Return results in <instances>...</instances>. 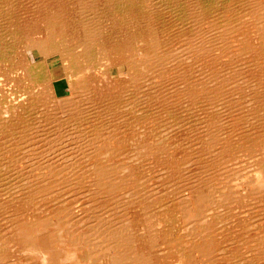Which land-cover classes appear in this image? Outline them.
<instances>
[{
    "label": "bare ground",
    "instance_id": "1",
    "mask_svg": "<svg viewBox=\"0 0 264 264\" xmlns=\"http://www.w3.org/2000/svg\"><path fill=\"white\" fill-rule=\"evenodd\" d=\"M12 1L0 0V59L7 58L12 71L15 74H20L25 85L19 90V94H13L11 89H9L13 95L17 94L13 99H10L12 95L10 97L7 96L10 102H7L6 99L8 98L5 97L6 95L0 97V103L3 102L4 107L0 111V168L21 171L24 169L23 167H33H26L29 170L27 175L23 177V180L26 179V181H20L22 184L14 182L15 184L0 185V197L2 195L6 197L0 198V264H32L34 261H38L41 264H149L151 261L149 263L147 261L153 258H157V261L161 260V264H256V261H259L261 257L256 252H253L255 251L253 249L248 250V248L245 249L243 247L224 249L219 247L220 240L216 236L215 231L211 229L216 224L214 223L213 215L210 216V220L208 219L209 212L212 209L217 211L219 206H221L220 201H224L230 196H241V190L245 189V186L241 190L237 188L217 190V197H215L216 194L210 192L211 185H208V183L203 184L204 186L201 185L202 190L196 189L194 183H192L193 181L186 183V179L177 175L180 170L184 171L185 168L190 166L187 165L185 167L186 163L194 164L195 156L179 162L183 158V155H181L180 159L175 161V165H178L177 168L168 169L166 165L165 173L158 175L157 182L154 185H147L145 183L150 179L153 181L149 176L150 173L143 175L145 179L143 177L138 178L137 174L133 175L135 171L132 168L127 174L116 176L119 169L116 168L117 166H111L110 163L96 164V161H93L96 158V155H94L95 158L92 160L93 168L87 172L91 178V184L95 187L91 189L93 191H91V194L94 198H98L102 194L114 196L116 201H113V206H107V212L116 210L117 214H121L120 216L123 214L128 216L126 218H120L119 216L113 217L114 219L110 218V224L102 223L101 221L97 223L86 222L85 217L87 215L84 217L81 213V209L85 210L83 203L80 204L78 201H72V203L65 205L63 204L65 203V199L55 201V198H58L66 186H74L76 190L81 189L80 185L86 176L82 175L81 177L80 174H76L75 186L68 179L67 174L69 170L76 171L80 168L79 163L83 159L82 156L89 158V156H92L91 154H96L98 150L95 149L101 145H97L98 141L95 143V141L88 137L89 135H84L82 131H77L78 133L80 132L79 134H82L77 135L78 133L73 131L72 127L68 129V126H64L62 122L58 123V119L55 118L51 129L49 131L42 129L46 132L42 133L40 131L42 134L40 133L39 135L37 134L39 129L36 132L38 126L32 127L25 119H18L15 108L20 107L26 102L30 103L33 101V104L38 102V95L42 87L48 86L47 83L50 82L54 88L51 82L53 76L49 66L54 64L53 61L62 57L63 54H66V61L72 63L75 61L74 63L76 64V67L69 68L71 72L63 70L68 85H70V89L73 95H75L73 99L76 101L80 92H85L89 95L92 87L86 76H82V71L87 72L88 67L81 68V65H78V58L90 49L88 46L92 39L99 37L102 42L104 39L97 34L95 27H93V22H96L95 16L94 13L89 11L91 6L86 3L87 0H56V5L53 2L54 0H22V3L26 1L29 5V16L31 18L35 17L33 20L38 22L35 28L33 27V30L28 26L27 32L34 31L33 33H39V36L34 38L30 37L29 33L19 35L17 31L10 30L7 32L6 25L9 21L2 22V20L8 17L6 16V9H9L10 14L13 13L15 7ZM237 1L101 0L103 6L106 8V13L117 14L118 11L121 12L118 21L124 23L123 27L127 30L126 36L128 41L130 40V43L127 44V41L125 47L120 43H113L112 40L117 35L110 34V42L106 48L103 49L102 47L103 50H107L106 60L110 63L100 68L102 69L105 66L103 73H106L114 80L117 77V71L116 67L115 69L113 67L120 62L124 63L126 73L130 76V79H132L134 74L162 66V63L165 61L164 53L159 50V41H155L152 34L153 32H163L158 23V19L162 20L163 18L167 19L174 29L179 32H183L188 26L193 32L192 35L196 36V52L199 55H205L211 61H214L217 56L221 57L223 55L226 49L225 43L228 40L236 41L239 39V33L237 32L241 30V27H244L245 32L249 31L248 34L252 32L259 37L257 51L263 52L264 0H241L242 10L235 11L233 4ZM221 8L225 9L226 15L220 13ZM69 10L76 13L79 19L72 16V20H67L66 16ZM208 14L212 16L206 20L205 16H208ZM245 15L249 16L245 17ZM214 16L222 17L223 20L215 21ZM71 21L74 22V25H72ZM136 21L137 24L142 25V29L145 28L146 31L148 29L144 37H141L143 32H135L133 23ZM168 22L163 24L164 32ZM42 27L44 29L43 32L40 31ZM68 27H70V30ZM108 27L109 24L106 26L105 31L107 35L110 33L107 31ZM6 36L9 39L7 41L4 39ZM3 40H5L4 43L1 42ZM72 40L78 42L76 47L71 42ZM19 41H23L24 55L20 56L19 59L11 55L6 57L9 52L12 53L15 49L16 45L14 43ZM240 47L236 45L232 46L233 50H241ZM244 48L250 51L253 50V46L250 44L242 47V49ZM225 54L227 55V53ZM27 70L32 71L31 73H27L29 76L24 74ZM197 71L198 75H202L200 79H203L206 85L199 82L200 87H197L192 83V89L190 90V87H187L185 90L188 93L195 92L194 95L199 96L202 89L209 92V84L211 82L216 84L218 80L213 78L211 74L204 73L205 71L200 67ZM59 72L54 73L56 77L61 75L62 70ZM100 74L102 75L101 72ZM26 81L28 83H25ZM218 87L216 93L219 92ZM51 89L49 87V90ZM210 93H214L213 85ZM258 101L259 92H255L244 100L243 107L247 111L251 110L258 104ZM56 102L62 104L61 114L65 115L68 114V111L73 106V104L69 105V100L66 101L64 98ZM260 106H262L261 110L264 111V104H258V107ZM255 108L257 109V107ZM208 109L212 113L213 107L211 105L208 106ZM81 113L80 111L79 113L72 114V117L66 122L72 125L75 116H79ZM251 117L247 113L245 116L246 121L252 123L253 119ZM262 118L264 121V112L262 113ZM246 121L244 120V123ZM167 128L170 129L168 126ZM168 129H163L166 130L165 138L157 137L158 143L151 142L153 145L158 144L157 146L152 147L148 153L140 152L142 154L137 155L142 159H133V161L143 162L148 156L162 151L163 145L177 144L172 139L167 138L171 132ZM70 131L73 133H69ZM204 132L201 136V142L208 141L212 137L210 131L205 130ZM104 133H107V131ZM251 133L254 135H252L253 137L249 135L250 138H257L264 143V138L256 134L257 132L254 129H251ZM95 134L97 135V133ZM97 136L99 138V135ZM41 139L48 142L45 143L44 141L45 144L41 145L43 144L42 141L38 143ZM16 140H21V143H17ZM250 140L246 136V133H243L237 135L229 144L230 147L232 145L235 147H253V143L245 144V142H249ZM158 148L160 150L157 151ZM68 149H74V151L77 149L78 151L70 152L69 150L68 152ZM88 150L92 151L89 152ZM167 154L163 153V155ZM101 156L99 155L98 157L100 158ZM77 164L79 167H77ZM88 164H92L91 160ZM3 166H7V168ZM8 166L10 167L8 168ZM39 166L43 167L39 168ZM187 171L189 172V170ZM207 172L206 164L190 170L192 177L198 180L201 179V175L204 176ZM23 174H26V172ZM254 175L257 178L255 183L256 190L258 192L263 190L264 193V157L260 159L259 166L254 170ZM2 178H7V175L1 176L0 174V179ZM66 179L68 180L66 181ZM56 181L57 184L55 183ZM148 186H156L157 188L149 189ZM158 187H162V189L158 190ZM183 188L191 196V205L186 204L189 201H184ZM244 194L247 196L250 194V191L245 189ZM168 196L172 198V201H175L170 208L164 206L166 202H170L166 199ZM194 197L196 200H194ZM57 203H62V205H57ZM105 207H102V212ZM160 208L162 209L160 210ZM179 211L183 214L182 217L186 219V221L184 220L186 223H184L183 227L188 229V231L185 235L173 236L172 231L164 230L166 228L172 229L171 222ZM53 218H55V221H53ZM68 221H73L74 223L82 221L84 227L86 226L88 229L80 231L76 237V241L69 242L72 234L65 225ZM116 221H119L120 224L126 222L125 229H121V227L118 229L116 227V230H114ZM100 229H104V231ZM96 231L98 232L96 233ZM53 232H56V234ZM63 232L69 235L67 237V245L70 244V247L66 252L60 247L64 243L61 234ZM257 242H264V235ZM244 244L246 245V243ZM141 245L145 246V249L148 247L152 249V251L149 249V252H146L148 255L142 254L141 258L143 261L139 262L137 260L139 256L137 255L132 256L133 258L131 256L128 257L129 254L127 253L129 250L132 253L134 248L139 249ZM14 250L17 252L13 254ZM243 251L245 252L244 257ZM247 252L252 255L246 256ZM149 256L152 258L148 259L150 258ZM134 261L135 263H132Z\"/></svg>",
    "mask_w": 264,
    "mask_h": 264
},
{
    "label": "rangeland",
    "instance_id": "2",
    "mask_svg": "<svg viewBox=\"0 0 264 264\" xmlns=\"http://www.w3.org/2000/svg\"><path fill=\"white\" fill-rule=\"evenodd\" d=\"M238 1L233 4V9L235 11L242 10V1ZM13 2L15 7L13 13L10 14L9 9H6V16L8 17L5 16L6 18L2 20V22H10L6 25L7 32L11 30L19 32V35H26L29 33L30 37H38L39 33H33L34 31L27 32L29 28H32L33 30V27L35 28L38 24V22L33 20L35 17L31 18L28 14L29 5L26 1L22 3V0H13L12 3ZM53 2L55 5L57 4L56 0ZM86 3L91 6L89 11L94 13L95 16L96 22H93V27H95L97 34L104 39L103 42L99 37L92 39L88 46L90 49L78 58V65H81V68L84 69L85 67H88L87 72L82 71V76H86L92 87L89 95L85 92H80L78 95L79 99L77 98L76 101L73 99L75 95H73L70 85H68L63 70L67 71L73 66L76 67V64L73 60V63L66 61V54H63L62 57L53 61L55 65L52 64L49 66L53 76L51 82L54 88L51 86L50 82L47 83L48 86L42 87V90L38 95V102L34 104L32 103L33 101L30 102L31 104L26 102L20 107L15 108L16 117L18 119H25V121L30 123L32 127L38 126L36 132L39 129V132H37L39 135L41 133L40 131H42V133L46 132L42 129H46L47 131L51 129L55 122V118L58 119V123L62 122L64 123V126H68V129H71L72 127L75 132L82 131L84 135H89L88 137L95 141V143L98 141L97 145H101L98 147L96 146L97 149L95 150H98L96 154H91L92 156H89V158H84L82 156L83 159H81V163H79L80 168L76 171L69 170L71 173L68 172L67 174L68 179L72 181L74 185L76 182L75 177L78 174H80L81 177L82 175L86 176L80 185L81 189L76 190L74 186H66L59 194L58 198H55V201L57 202L65 199V203H63L65 205L72 203V201H78L80 204L83 203L85 210L81 209V213L84 217L87 215L85 217L87 220L86 222L97 223L101 221L102 223L110 224V218L116 216L126 218L128 216L124 214L120 216L121 214H117L116 210L113 212H107V206H113V201H116L114 196L110 194H102L99 195L98 198H94L91 194V189L95 187L91 184V178L88 176L87 172L93 168V161H96V164L110 163L111 166H117L116 168L119 169L116 176L125 175L132 168L135 171L133 175L135 176L137 174L136 176L138 178H144L143 175L150 173L149 176L153 181L150 179V182L148 181L145 184L154 185L157 182L158 175L165 173L166 165L168 166V169L177 168L178 165H175V161L179 160L181 155H183V158H181L179 162L191 159L192 156H195L196 158L193 165L186 163L184 165L185 167H187V165L190 166L185 168L184 171L180 170L177 173L179 177L186 179V183L193 181L192 183H194L196 189L198 188L201 190V185L208 183V185H211L210 192L216 194L215 197H217V190L221 191L231 188L241 190L242 187L245 186V189L250 191V194L246 196L244 194L245 189L241 190V196H230L228 199L220 201L221 206H219L217 211L212 209V211L209 212L208 219L210 220V216L213 215L214 223H216L213 227L211 225V229L215 231L216 236L220 240L218 246L224 249L233 247H243L245 249L248 248V250L253 249L255 250L253 252H256V254L261 257L259 261H256V264H264V242H257L259 238L264 235V193L263 190L260 192L256 190L255 183L257 178L254 175V170L259 166L260 159L264 157V143L257 138L249 137V135H254L251 133V129H254V131L257 132L256 134H259L264 138V121L262 118V113L264 111L261 110L262 106L258 107V104H264V51H257L259 37L252 32L248 34L249 31L245 32L244 27H239L241 29L237 32L239 33V41L228 40L225 43L226 49L223 55L221 57L217 56L214 61H211L205 55H199L196 52V36L192 35L193 32L188 26L183 32H179L174 29L167 19H158L159 26L162 28L163 32H153L152 37L155 41H159V50L164 53L165 63L163 62L160 67L134 74L132 79H130V76L126 73L124 63L120 62L113 67L114 69L116 67L117 71V77L113 80L109 75L103 73L105 66L110 63L106 60L107 50L103 49L106 48L111 40L110 34L117 35L112 40L113 43L117 42L125 47V44L128 41L126 36L127 30L123 27L124 23L118 21L121 12L118 11L117 14L106 13V8L103 6L101 0H87ZM220 13L226 15L225 9L221 8ZM72 16L79 19L76 13L69 10L66 16L67 20H72ZM211 16L212 15L208 14V16H205V19L208 20ZM248 16L249 15H245V17ZM214 17L215 21L223 20L222 17ZM167 22L168 24L164 32L163 24H166ZM71 23L74 25V22L71 21ZM108 24L109 29L107 31L110 32L109 35L105 32ZM133 25L135 32H143L141 37H144L147 34L148 29L147 31L145 28L142 29V25L137 24V21L134 22ZM28 26L29 28L27 29ZM68 29L70 30V27H68ZM40 31H44L43 27ZM4 39L6 41L9 40L7 36L4 37ZM5 40L1 42L4 43ZM22 42L23 41L14 43L16 45L15 49L12 53L7 52L8 54L6 57L11 55L16 57V59H19L20 56H23L24 49ZM71 42L75 47L78 45V42L74 40ZM129 43L130 40L127 44ZM246 44L253 46V50L242 49ZM234 45L237 47L242 45L240 47L241 50H233L232 46ZM225 53H227V55ZM50 59L52 60V58ZM67 62H69V64H67ZM103 65L105 66L101 69L100 67ZM199 67L205 71L204 73L211 74L212 77L216 78L218 81L216 84L213 82L209 84V92L202 89L201 95L196 96L194 95L195 92L188 93L185 89L190 87L191 90L193 87L192 83L197 87H200L199 82L206 85L204 80L200 79L202 75H198L197 69ZM59 71L61 72V75L56 77L54 73ZM69 71L71 72V70ZM31 72V70H27L24 74ZM27 76H29V74H27ZM25 83H28V81ZM24 85V81L20 74H15L12 71L7 58L0 59V97L6 95L5 97L8 98L12 95L13 97L11 96L10 99H13L19 94V90ZM212 85L214 93H210L212 91ZM251 85L253 86L252 88ZM49 87L52 89L49 90ZM217 87L219 90L218 93H216ZM9 89H11L13 94H17L13 95ZM12 89L15 90L13 91ZM255 92H259V101L258 104L255 105L257 109L253 107V109L247 111L246 108L243 107V102L249 97V95L252 96ZM58 98L60 100L63 98L66 101L69 100V105L73 104L67 115L61 114L62 104L56 102L59 100ZM10 99H6L7 102H10ZM2 103L3 102L0 103V111L4 108ZM207 105L213 107L212 113H210ZM80 111L82 113L79 116H75L73 121L74 124L72 123V125H70L66 122L72 117V114L76 112L79 113ZM247 113L252 116V123L246 121L245 116ZM52 116L54 117L52 118ZM244 120L246 123H244ZM46 124L47 126H45ZM167 126L170 129H168ZM163 129L171 130L170 135L167 136V138L172 139L177 144L163 145L161 149L162 151L148 156L143 162L133 161V159H142L137 154L148 153L152 147L157 146L158 144H151V142L158 143L157 137H166V130ZM205 130L210 131L212 137H210L208 141L201 142V136L205 133ZM106 131L107 133H104ZM69 133L73 132L70 131ZM79 133L77 135H82ZM95 133L99 135V138ZM243 133H246V136L251 139L249 142H245V144L253 143V147H235L233 145L230 147L229 143L233 141L237 135ZM41 141L43 142L41 145L48 142L47 140H44V143L43 139H41L38 143H41ZM16 142L21 143V140H16ZM69 150L70 149H68V152ZM100 150L101 152H99ZM158 150L160 149L158 148L157 151ZM72 151L76 152L78 150L75 149L74 151V149H71L70 152ZM88 151L91 152L92 150ZM163 153L168 154L163 155ZM94 155H96V158L99 155L102 156L100 157L101 159L99 157L96 159ZM90 160L92 164L89 165L88 162H90ZM203 164L207 165L208 172L205 173L204 176L201 175L202 177L200 180L194 179L190 174V170H194L198 166H203ZM79 166L77 164V167ZM3 167L7 168V166ZM9 167L10 166H8V168ZM26 167L29 168L33 166ZM26 167H23L24 169L21 171L0 168L1 176L7 175V178L0 179V185L15 184L14 182H16V184H22L21 182H25L26 179L23 180V177L27 175L29 170H27ZM40 167L43 166H39V168ZM187 170H189V172ZM25 172L26 174H23ZM68 179H66V181ZM55 183L57 184V181ZM148 188L156 189L157 187L148 186ZM161 189L162 187H158V190ZM188 193L189 192L183 188L184 201H189L186 204L191 205L190 203L192 202V199ZM114 195L117 196L116 194ZM0 198L6 197L2 195ZM166 199L170 202H166L164 206L169 208L172 207L175 201H172L170 196ZM194 200H196L195 197ZM57 205H62V203H57ZM103 206L106 207L102 212ZM161 209L162 208H160V210ZM182 215L183 214L180 211L176 213V216L171 222L172 229L166 228L164 231H172L173 236L185 235L188 229L183 227L184 223H186L184 220L186 221V219L183 218ZM53 221H55V218H53ZM125 224L126 222L120 224L119 221H116L114 224V230H116V227H118V229L119 227L125 229ZM65 225L72 234L69 242L76 241L78 233L84 229H88V227H84L82 221L75 223L73 221H68ZM100 230L104 231V229ZM97 232L98 231H96V233ZM53 233L56 234V232ZM53 233H51L52 236H54ZM61 234L64 243L61 244L60 247L66 252L70 247V244L67 245V237H69V235L65 232ZM244 243H246V245ZM144 247L145 246L141 245L139 246V249L134 248V250H132L133 254L130 253L129 250L127 253L129 254L128 257L137 255L139 256L137 260H139V262L143 261L141 258L142 254H147L146 252H149L150 249L149 247L146 249ZM150 251H152V249H150ZM15 252L17 251L14 250L13 254ZM244 253L245 252L243 251V257L245 256ZM16 254L20 255L19 253ZM247 255L252 254L247 252L246 256ZM151 258L152 257L148 259ZM147 262H150L149 264L162 263L161 260L157 261V258H153ZM132 263H135V261ZM32 264L41 263L34 261Z\"/></svg>",
    "mask_w": 264,
    "mask_h": 264
}]
</instances>
